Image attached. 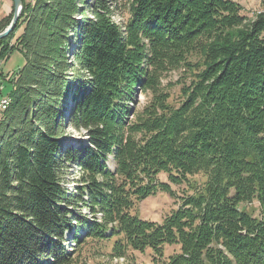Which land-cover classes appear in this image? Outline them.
I'll return each mask as SVG.
<instances>
[{
	"label": "trees",
	"instance_id": "1",
	"mask_svg": "<svg viewBox=\"0 0 264 264\" xmlns=\"http://www.w3.org/2000/svg\"><path fill=\"white\" fill-rule=\"evenodd\" d=\"M22 1L0 41V59L24 58L4 78L0 264H75L89 240L118 259L149 249L152 264H264V0L252 21L232 0H124L120 25L112 0ZM176 70L173 104L161 80ZM195 175L162 223L138 216Z\"/></svg>",
	"mask_w": 264,
	"mask_h": 264
},
{
	"label": "rangeland",
	"instance_id": "2",
	"mask_svg": "<svg viewBox=\"0 0 264 264\" xmlns=\"http://www.w3.org/2000/svg\"><path fill=\"white\" fill-rule=\"evenodd\" d=\"M120 1L124 3V0H112L114 4L118 3V8H116L115 10L113 9V7H110L111 11H114L112 20L118 25L122 24L123 21H125L128 17L124 7L120 6L122 5L120 4ZM232 1L240 4L243 7L242 15H244L248 21L254 20L256 18V15L262 10L260 0ZM12 3L13 0H0V21L5 16V5H10L9 7H11V13L9 14V16L12 14ZM70 39V41H72L73 37H70ZM23 64V56L16 51L12 52L8 59H0V85H2L3 87V90L0 91L1 100L7 98L8 93H10L11 91L10 84L4 78L17 72L23 66ZM180 75V70L168 72L163 76L161 80L163 88L171 92L169 102L173 104H177L178 102L180 87L177 86L176 83ZM151 97L152 96L148 92H142L138 88L135 103L131 104L133 106V109L141 111L142 109H144L145 106L149 104ZM68 137L71 140V143L76 146L79 140H84L86 138V134L84 132L78 133L75 130H69ZM71 171V175L67 178V180H69V178L70 180L76 179V177H78L79 175L74 174L75 170L72 169ZM159 179L161 182L164 183L169 182L168 177L164 173H161L159 175ZM205 181L206 178L203 175H195L193 177H190L189 181L183 183L182 185L177 186L170 184L172 193L168 194L164 192H158L156 195L147 198L138 205L136 213L141 219L162 223L165 218H167L172 212H174L180 207L183 202V198L187 197L188 195L194 194V191L192 190L193 186H198L199 189H201ZM75 184L72 183V188H69V186H67L69 193H74ZM246 209L249 212H253L254 215H258L259 213L258 204L256 202L247 205ZM82 214L86 217H89L90 219L93 217L87 208L82 210ZM97 218H99V215H97ZM87 243L88 244L82 248L79 254H76L75 264H152L153 262L154 255L153 252L149 249L145 250L143 253L129 251L128 257H126V259H118L109 256L112 246H108L106 244H101L90 240ZM67 250L71 252L73 251L71 243L67 246ZM178 250V246H166L165 254L166 256H168L174 252H177Z\"/></svg>",
	"mask_w": 264,
	"mask_h": 264
},
{
	"label": "water",
	"instance_id": "3",
	"mask_svg": "<svg viewBox=\"0 0 264 264\" xmlns=\"http://www.w3.org/2000/svg\"><path fill=\"white\" fill-rule=\"evenodd\" d=\"M23 11V1L13 0V17L7 28L0 33V41L7 38L16 28Z\"/></svg>",
	"mask_w": 264,
	"mask_h": 264
},
{
	"label": "bare ground",
	"instance_id": "4",
	"mask_svg": "<svg viewBox=\"0 0 264 264\" xmlns=\"http://www.w3.org/2000/svg\"><path fill=\"white\" fill-rule=\"evenodd\" d=\"M1 100V99H0ZM2 102H5V105L3 107L0 108V116L1 114H3V112L7 109V107L9 106V103H10V99L9 97L7 98H4L1 100ZM1 101H0V106H1ZM70 188H71V185H70ZM123 259V258H122Z\"/></svg>",
	"mask_w": 264,
	"mask_h": 264
},
{
	"label": "crops",
	"instance_id": "5",
	"mask_svg": "<svg viewBox=\"0 0 264 264\" xmlns=\"http://www.w3.org/2000/svg\"><path fill=\"white\" fill-rule=\"evenodd\" d=\"M13 4V3H12ZM10 6V5H9ZM8 5L6 6L5 5V8H6V12H5V16L4 18L8 17L9 14L11 13V7H9ZM12 6V5H11Z\"/></svg>",
	"mask_w": 264,
	"mask_h": 264
},
{
	"label": "built area",
	"instance_id": "6",
	"mask_svg": "<svg viewBox=\"0 0 264 264\" xmlns=\"http://www.w3.org/2000/svg\"><path fill=\"white\" fill-rule=\"evenodd\" d=\"M28 1H31V0H28ZM1 90H3L2 85H0V91H1ZM4 105H5V102H2V101H1V106H0V108L3 107Z\"/></svg>",
	"mask_w": 264,
	"mask_h": 264
}]
</instances>
